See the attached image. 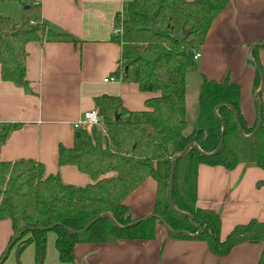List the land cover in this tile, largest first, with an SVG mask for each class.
Listing matches in <instances>:
<instances>
[{
  "label": "trees",
  "instance_id": "obj_1",
  "mask_svg": "<svg viewBox=\"0 0 264 264\" xmlns=\"http://www.w3.org/2000/svg\"><path fill=\"white\" fill-rule=\"evenodd\" d=\"M29 0H0V3H18L25 6ZM230 0H132L124 4L123 20L116 19L121 31L113 38L115 43L133 45V50L121 57L115 77L127 82L130 69L133 81L141 93L173 94L153 97L145 101V110H126L117 97L101 96L94 100L103 122L104 132L98 127L76 130L72 147H58V167H74L88 177L89 184L74 187L64 184L59 175L45 176L43 166L32 160L0 162V221L9 220L12 236L8 245L22 231L21 238L11 247H17L18 256L32 245L35 264L44 258L46 235H55V250L61 264L73 262L74 248L79 244H103L116 241H152L156 235L157 220L150 219L138 225L118 230L106 219L94 223L81 235H70L63 227L78 232L102 214H110L121 226L131 222L123 201L145 179L156 183L153 214L174 231L195 230L188 219L177 216L168 204V183L171 159L190 143H196L204 153L213 152L220 140L221 125L214 117L215 107L231 106L245 135L257 123L248 126L240 109V90L229 82L203 78L198 88L196 129L187 131L186 74L195 70L193 56L203 45L208 29ZM187 31L184 37L182 31ZM72 41L41 22H14L0 19V76L4 82L18 86L25 79L24 46L30 42ZM258 71L262 66L255 57ZM255 70L254 92L259 86ZM261 101V98H260ZM262 122L250 140H243L236 128L230 110L222 108L218 116L225 124L220 151L212 158H201L194 150L176 163L172 201L181 212L189 214L202 234L194 239L206 243L208 251L224 257L235 246L243 243L262 245L257 264H264V223L251 220L234 227L224 241L220 240V219L196 206V180L199 166L221 167L233 170L240 164L264 168V114ZM15 125L0 124V148ZM51 231L42 232L49 226ZM161 227V226H160ZM165 232V231H164ZM170 239L192 240L181 235ZM6 260V259H5ZM42 264V263H41Z\"/></svg>",
  "mask_w": 264,
  "mask_h": 264
},
{
  "label": "crops",
  "instance_id": "obj_2",
  "mask_svg": "<svg viewBox=\"0 0 264 264\" xmlns=\"http://www.w3.org/2000/svg\"><path fill=\"white\" fill-rule=\"evenodd\" d=\"M130 1L29 0L25 6L19 4L28 7L25 11H34L31 17L22 12L19 15L12 6L11 13L17 18L44 23L69 35L74 42L27 43L25 86L4 82L0 76V124L16 126L0 148V162L32 160L43 166L45 176L57 174L66 185L84 187L90 182L88 177L74 167H58L57 152L60 146L72 147L76 133L73 125L81 121L84 113L97 110L94 100L101 96L117 97L126 110L138 112L145 110L146 100L173 94L141 93L133 81L132 69L127 82L114 76L122 54L133 50V45L113 41L121 31L116 19L123 20V6ZM4 4L12 5L0 3ZM254 44H264V0H230L210 25L198 51L195 70L185 77L186 89L189 82L199 88L203 78L222 81L228 77L230 83L239 87L240 109L248 126L257 113L253 101L255 69L246 58L248 48ZM253 51L264 77V48ZM111 78L115 81L103 82ZM260 98L264 114V90ZM250 167L240 164L229 171L198 167L196 206L219 217L221 241L236 226L251 220L264 223V168ZM155 198L156 183L147 178L123 204L131 220L136 221L153 213ZM11 236L10 221H0V259ZM54 243L55 235L48 233L42 264H61ZM261 249L262 245L243 243L228 255L216 257L206 243L170 239L157 226L152 241L76 245L74 260L69 264H257ZM35 263L32 245L19 256L17 247H11L3 262Z\"/></svg>",
  "mask_w": 264,
  "mask_h": 264
},
{
  "label": "water",
  "instance_id": "obj_3",
  "mask_svg": "<svg viewBox=\"0 0 264 264\" xmlns=\"http://www.w3.org/2000/svg\"><path fill=\"white\" fill-rule=\"evenodd\" d=\"M28 7H25V9H27ZM182 35L184 37H186L188 35V32L187 31H182ZM256 48H264V44H254L252 46H250L247 50V54H246V58L247 60L250 62V64H252V66L254 67L255 70L258 71V68L256 66V63L255 61L253 60L251 54H252V51ZM258 76H259V86L258 88L256 89V91L254 92V95H253V101H254V104L256 105V112H257V123L255 125V128L254 130L252 131L251 134L249 135H245L242 131V128L238 122V117H237V114L235 113L234 109L231 107V106H223V105H220V106H217L214 108L213 110V115L214 117L219 121L220 125H221V130H220V140H219V143L216 147V149L211 152V153H204L196 143H190L188 144L184 150L179 153V154H176L175 156L172 157L171 159V169H170V177H169V183H168V204L169 206L171 207V209L173 210V212L179 216V217H183V218H186L188 219L190 225L194 228L195 230V233L194 234H190L186 231H174L173 229H171L164 221L162 218H160L159 216H157L156 214H149L147 216H145L144 218H141L139 220H136V221H133L131 222L130 224H128L127 226H121L119 225L118 223H116L114 221V219L112 218V216L110 214H102L100 216H98L97 218H95L94 220H92L91 222H89L85 228H83L81 231H78V232H74V231H71L65 227H63V229L70 235H81L83 233H85L94 223H96L97 221L99 220H102V219H106L114 228L118 229V230H125V229H128V228H131V227H134L136 225H138L140 222H146L150 219H155L158 221V223L160 224L161 228L171 234V235H181L183 237H186V238H190V239H197L201 234H202V229L200 227H198L196 224H194L193 222V219L192 217L187 214V213H184V212H181L180 210H178L174 204H173V201H172V190H173V179H174V171H175V167H176V163L181 160L182 158H184L187 153L190 151V150H194L201 158H212L214 157L216 154H218V152L220 151L221 147H222V143H223V138H224V133H225V124L223 123V121L221 120V118L218 116V111L222 108H226L228 110L231 111L232 113V116H233V120L235 122V125H236V128L241 136V138L243 140H250L254 137V135L257 133V131L259 130L260 126H261V122H262V110H261V102H260V96L264 90V77H263V74L258 71ZM58 225H52V226H49L48 228L46 229H41L40 231L42 232H47V231H51L52 229H54L55 227H57ZM24 233V231L20 232L15 238H14V242L18 241L22 234ZM12 242L10 245H8V247L5 249L4 251V254L2 256V258L0 259V264H3V262L5 261L8 253H9V250L12 246V244L14 243ZM42 257H41V260L39 262V264L42 263Z\"/></svg>",
  "mask_w": 264,
  "mask_h": 264
},
{
  "label": "rangeland",
  "instance_id": "obj_4",
  "mask_svg": "<svg viewBox=\"0 0 264 264\" xmlns=\"http://www.w3.org/2000/svg\"><path fill=\"white\" fill-rule=\"evenodd\" d=\"M12 6L13 7L15 6V8L18 9V11L20 12L19 15L21 14V12H22V14L27 15V17H31L34 15L33 10L25 11V9H24L25 7H21L17 3H12V5H8V4L0 5V19L1 18H10L16 23H20L21 21H23V18H21L20 16H18V18H17L16 15H13L11 13L12 8H13ZM21 10H24V11H21ZM12 17H14V18H12ZM197 86H195L194 84L189 82L188 88L186 89V119H187V123H188L187 131H191L193 129H196L197 93H198ZM171 92H173V89H170L167 93H171ZM86 129L89 130V127H87ZM247 166H249V168H251L250 166H253V165H247Z\"/></svg>",
  "mask_w": 264,
  "mask_h": 264
},
{
  "label": "built area",
  "instance_id": "obj_5",
  "mask_svg": "<svg viewBox=\"0 0 264 264\" xmlns=\"http://www.w3.org/2000/svg\"><path fill=\"white\" fill-rule=\"evenodd\" d=\"M200 57V54L199 52L195 53L194 56H193V60L194 61H197L198 58ZM114 82L115 79L114 78H111V79H107V80H104L103 82ZM91 127V126H94V127H98L102 130V132H104V126H103V122L98 114V110L94 109V110H91V111H88L86 113H84L82 115V118H81V121L80 122H77L73 125V128L75 130L81 128V127Z\"/></svg>",
  "mask_w": 264,
  "mask_h": 264
}]
</instances>
